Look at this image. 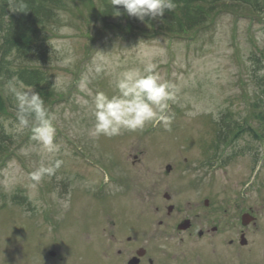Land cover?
I'll return each mask as SVG.
<instances>
[{
	"label": "rangeland",
	"instance_id": "rangeland-1",
	"mask_svg": "<svg viewBox=\"0 0 264 264\" xmlns=\"http://www.w3.org/2000/svg\"><path fill=\"white\" fill-rule=\"evenodd\" d=\"M260 3L264 6V0ZM80 7L87 16L81 0L69 3L59 13L60 22L51 32L54 59L43 69L56 94L45 107L56 128L55 142L60 147L56 158L63 164L36 189L31 187V173L47 163L49 157L32 138L30 128L18 130L14 110L18 107L14 89L29 88L0 78V95L9 107V113L0 116V131L12 136V144L0 160V264H41L51 252H84L86 238H90L89 243L93 238H108L114 230L104 216L105 202H119L120 209L127 206L130 214L143 205H159L158 196H152V203L146 196L141 200L139 190L146 179L162 185L166 164L182 162L184 158L189 159L190 166L200 164L204 189L220 187L225 181L235 183V179L245 181L254 168L251 152L246 148L256 146L250 134L232 149L244 150L241 157L228 163L226 160L227 164L213 174L207 172L203 163L212 155L218 135L234 134L230 130L244 124L251 105L264 94V13L255 15L246 7L233 8L225 3L219 13L194 32L181 37H146L153 32L148 22L139 25L144 33L130 34L103 27L92 18L90 22L82 20L77 11ZM58 47L62 52L57 51ZM98 51L107 52L116 67L97 74ZM69 54L72 62L65 65L61 61ZM253 58H259L260 63L255 65ZM148 59L158 64L161 79L172 85L174 98L168 109L174 117L171 131H165L161 124H149L142 132L90 137L94 117L91 103H82V99L91 101L82 90V83L86 81L93 94L103 91L111 96L115 94L114 81L119 72L142 68L141 61ZM229 116L236 125L226 130L224 127L229 124L224 125L223 121ZM255 121L250 119L254 126ZM222 143L223 140L219 146ZM263 178L264 174L249 191H243L249 207L255 208L264 198ZM125 179L133 181L131 192L115 190L113 186L121 189L120 183ZM157 190L163 194L165 186ZM65 198L71 202L66 211L60 203ZM261 215L264 225V210ZM136 216H131L132 220ZM132 220H120L121 236H151L155 225L146 228L133 223L130 227L126 223ZM176 241L169 238L167 244L176 249ZM249 241L256 245L250 246L252 252L246 260L249 264H264V233L262 236L257 228H252Z\"/></svg>",
	"mask_w": 264,
	"mask_h": 264
},
{
	"label": "flooded vegetation",
	"instance_id": "flooded-vegetation-1",
	"mask_svg": "<svg viewBox=\"0 0 264 264\" xmlns=\"http://www.w3.org/2000/svg\"><path fill=\"white\" fill-rule=\"evenodd\" d=\"M256 121V126L242 125L239 128L242 132L235 135L237 142L250 134L252 144L256 145V148L246 146L257 170L256 179L252 182L250 173L246 175V182L235 179V183L225 181L220 187L214 185L204 189L202 181L205 176L201 174L200 164L190 166L188 158L166 164L163 166L165 181L162 185L160 181L152 183L151 179H146L139 190L141 200L146 196V200L152 203V196H158L159 205H143L141 210L130 214L127 206L120 209V203L117 204L115 199L110 202L114 204L105 200L104 216L116 235L106 239L93 238L90 243L87 242L90 238H86L84 252L50 253L41 264H249L246 260L252 252L249 248L256 245L249 241V231L257 228L262 236L264 233L261 231L264 226L261 215L264 198L255 208L249 207L243 191H249L264 174V96ZM232 137L233 134L218 135L212 155L207 156L203 163L208 173L216 170L219 155L224 153L226 146L230 149L220 159L221 165L226 160L228 163L235 157H241L244 150L232 151L233 147L227 145ZM224 138L226 142L219 146ZM132 184L133 181L125 179L120 183L122 191L131 192ZM161 186H165L163 194L157 190ZM134 214L137 216L132 220ZM127 218L132 220L126 223L130 227L135 223L146 228L155 225V229L148 238L123 237L119 234L118 224ZM169 238L177 240L176 249L168 246Z\"/></svg>",
	"mask_w": 264,
	"mask_h": 264
},
{
	"label": "trees",
	"instance_id": "trees-1",
	"mask_svg": "<svg viewBox=\"0 0 264 264\" xmlns=\"http://www.w3.org/2000/svg\"><path fill=\"white\" fill-rule=\"evenodd\" d=\"M98 1L100 6L94 0H81L83 7L88 10L86 16L81 7L77 9L82 20L90 22L92 18L103 27L121 29L130 34L134 31L144 33L139 27L142 22L128 16L122 6H117L122 14L114 16L109 0ZM75 2L76 0H0V78L7 82L17 81L34 89L44 100L45 106L49 105L56 94L43 69L51 65L54 59L50 45L52 28L60 22L59 13L69 3ZM174 3L176 8L173 11L165 10L162 17L145 18L144 22H148L153 30L146 37H181L194 32L219 13L225 3L233 8L236 5L246 7L255 15L264 13L260 0H174ZM253 61L255 65L260 63L259 58H253ZM17 108L14 110L17 111ZM8 113L7 101L0 95V116ZM227 119L226 117L223 121L224 125L231 123ZM11 144L12 136L0 131V160Z\"/></svg>",
	"mask_w": 264,
	"mask_h": 264
},
{
	"label": "clouds",
	"instance_id": "clouds-1",
	"mask_svg": "<svg viewBox=\"0 0 264 264\" xmlns=\"http://www.w3.org/2000/svg\"><path fill=\"white\" fill-rule=\"evenodd\" d=\"M109 5L115 13L114 16L122 14L117 8L122 6L128 16L141 22H144L146 17H162L165 10L173 11L176 8L174 0H109ZM57 51L62 52V49L58 47ZM160 51L163 53L164 50ZM98 53L95 62L97 74L116 67L109 60L107 52ZM72 59L69 54L61 62L67 65ZM141 63L142 68H128L119 72L114 81L115 94L111 96L103 91L93 94L87 89V82L82 83V90L91 97V101L81 99L84 105L91 103L94 124L89 130V136L93 139L100 136L111 138L126 131L142 132L149 124H161L165 131H171L174 117L169 114L168 109L169 101L174 98L172 85L161 79L157 63L151 59ZM14 91L18 101V130L30 128L32 138L49 157L47 163H42L31 173V180L34 182L31 187L36 189L45 177L54 176L63 164L61 159L56 158V154L60 152V147L55 142L56 128L39 93L32 88L28 91ZM113 187L117 191L122 190L119 186ZM60 203L66 211L70 207V198H65Z\"/></svg>",
	"mask_w": 264,
	"mask_h": 264
}]
</instances>
